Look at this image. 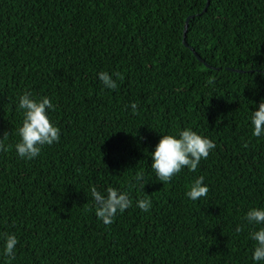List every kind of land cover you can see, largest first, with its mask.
Here are the masks:
<instances>
[{
  "label": "trees",
  "instance_id": "trees-1",
  "mask_svg": "<svg viewBox=\"0 0 264 264\" xmlns=\"http://www.w3.org/2000/svg\"><path fill=\"white\" fill-rule=\"evenodd\" d=\"M206 3L0 0V264H257L249 237L261 225L244 217L264 209V135L251 123L264 100V0H210L199 15ZM190 16L186 42L205 64L183 43ZM100 72L123 79L107 89ZM26 92L51 100L60 129L32 160L15 148ZM189 128L215 149L159 181L151 154ZM201 176L208 195L192 201ZM92 187L132 206L104 225Z\"/></svg>",
  "mask_w": 264,
  "mask_h": 264
},
{
  "label": "clouds",
  "instance_id": "clouds-1",
  "mask_svg": "<svg viewBox=\"0 0 264 264\" xmlns=\"http://www.w3.org/2000/svg\"><path fill=\"white\" fill-rule=\"evenodd\" d=\"M122 80L123 76L119 72L110 75L108 72H100L98 78L107 89L115 90L118 87L116 80ZM211 82V81H210ZM128 107V106H126ZM133 114H138V105H130ZM55 110L48 97L33 99L30 93H25L19 97L18 110H23L22 126L17 129L20 141L15 145L17 155L21 159L32 160L38 157L43 146H51L60 140V129L55 127L47 115V110ZM251 123L254 127L253 136L260 138L264 135V100L258 105V109L252 113ZM9 133L5 132L3 139L8 137ZM245 148L248 144L243 145ZM215 143L205 138L192 129H186L179 133V138L173 135H162L161 140L154 153L151 154L153 163L151 169L159 181L168 183L172 178L181 172L183 168H188L195 172L202 159H207L210 152L215 149ZM0 150H5L4 145L0 142ZM137 182L143 180V173H137L135 176ZM141 188L144 185L141 184ZM209 188L204 185V177L201 176L191 185L186 196L197 201L208 195ZM91 196L95 205V214L104 225L110 226L114 223L117 213H124L132 206V202L127 192L108 187L107 195L99 192L96 187L91 188ZM136 206L143 212H148L151 208L149 199H139ZM244 219L249 225H261L258 230H252L250 239L255 242L252 255L253 261H264V209H250ZM241 227L236 228L240 233ZM18 244L16 236L7 235L5 242L4 255L10 259H15V249Z\"/></svg>",
  "mask_w": 264,
  "mask_h": 264
},
{
  "label": "water",
  "instance_id": "water-1",
  "mask_svg": "<svg viewBox=\"0 0 264 264\" xmlns=\"http://www.w3.org/2000/svg\"><path fill=\"white\" fill-rule=\"evenodd\" d=\"M209 5H210V0H207L206 6H205L203 12H202L201 14H199V15H202L203 13H205V12L207 11ZM194 17H195V16H190V17H188L187 20H186L185 26H184V32H183V37H184V38H183V43H184V45H185L186 47H189V45H188L187 42H186V36H187V32H188L189 23H190V20L193 19ZM189 48H190V47H189ZM190 49H191V51H192V52L198 57V59H199L201 62H203V60L197 55V53L195 52V50H193L192 48H190ZM203 63L205 64V62H203ZM237 72H238V71H237Z\"/></svg>",
  "mask_w": 264,
  "mask_h": 264
},
{
  "label": "bare ground",
  "instance_id": "bare-ground-1",
  "mask_svg": "<svg viewBox=\"0 0 264 264\" xmlns=\"http://www.w3.org/2000/svg\"><path fill=\"white\" fill-rule=\"evenodd\" d=\"M253 64V63H252ZM249 68V67H248ZM254 73V72H253Z\"/></svg>",
  "mask_w": 264,
  "mask_h": 264
}]
</instances>
